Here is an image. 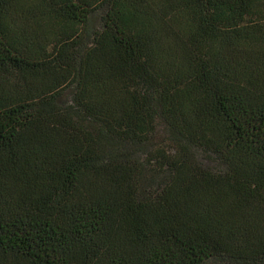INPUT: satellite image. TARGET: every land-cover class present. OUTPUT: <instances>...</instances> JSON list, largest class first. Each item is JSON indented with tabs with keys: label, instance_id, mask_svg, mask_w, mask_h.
<instances>
[{
	"label": "trees",
	"instance_id": "trees-1",
	"mask_svg": "<svg viewBox=\"0 0 264 264\" xmlns=\"http://www.w3.org/2000/svg\"><path fill=\"white\" fill-rule=\"evenodd\" d=\"M0 264H264V0H0Z\"/></svg>",
	"mask_w": 264,
	"mask_h": 264
},
{
	"label": "rangeland",
	"instance_id": "rangeland-1",
	"mask_svg": "<svg viewBox=\"0 0 264 264\" xmlns=\"http://www.w3.org/2000/svg\"><path fill=\"white\" fill-rule=\"evenodd\" d=\"M101 13H98V15L95 18V24L98 23V19H100ZM99 24V23H98Z\"/></svg>",
	"mask_w": 264,
	"mask_h": 264
}]
</instances>
